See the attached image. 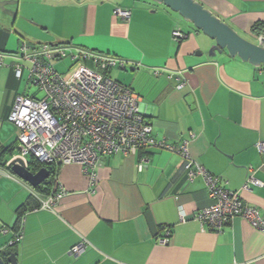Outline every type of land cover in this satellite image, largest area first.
<instances>
[{
  "label": "crops",
  "instance_id": "crops-1",
  "mask_svg": "<svg viewBox=\"0 0 264 264\" xmlns=\"http://www.w3.org/2000/svg\"><path fill=\"white\" fill-rule=\"evenodd\" d=\"M15 1L8 7L15 16H0V253H14L17 264H264V232L247 221L236 217L213 231L193 219L210 204L207 186L201 177L187 179L175 152L102 157L95 186L80 166L60 165L56 176L67 195L50 210H34L47 193L7 166L18 155L17 129L7 119L13 102L37 98L21 45H56L68 55L89 51L125 61L106 76L140 98L154 136L174 146L187 141L192 159L264 218V157L256 147L264 142V68L225 51L209 54L212 41L149 0ZM197 1L258 44L264 0ZM116 9L129 11V20L115 16ZM174 31L185 38L175 42ZM69 58L63 74L55 64L66 58L50 61L64 78L80 65ZM143 156L150 161L139 172ZM250 176L257 183L243 189ZM28 204L36 207L19 217ZM165 228L171 233L161 244ZM20 232L21 241L10 245ZM82 240L86 249L74 257L70 250Z\"/></svg>",
  "mask_w": 264,
  "mask_h": 264
},
{
  "label": "built area",
  "instance_id": "built-area-1",
  "mask_svg": "<svg viewBox=\"0 0 264 264\" xmlns=\"http://www.w3.org/2000/svg\"><path fill=\"white\" fill-rule=\"evenodd\" d=\"M114 15L125 21L130 18V12L123 9L114 10ZM184 38L181 32H173L175 42ZM257 42L264 47V32L257 37ZM19 50L21 58L30 64L28 80L42 92V98L17 96L13 102L7 119L17 129L18 155L12 160L19 158L28 168L27 157L30 156L42 163L50 175L60 165H78L95 186V166L102 157L133 156L145 149L172 151L182 158L187 179L192 181L201 177L207 186L210 204L193 215L201 227L219 231L238 217L264 232V218L257 208L244 205L236 192L225 189L217 177L192 159L187 141L174 146L157 139L151 123L140 111V98L103 74L111 68H124L125 61L83 50L68 55L67 49L56 45L31 48L23 44ZM67 57L77 59L80 65L64 78L50 61ZM85 63H90L91 68ZM14 71L15 77L19 78L21 68L17 66ZM256 147L264 157V142H259ZM149 161V157H141L137 170L143 171ZM56 175L57 171L52 176L46 199L34 210H50L67 195ZM248 183L257 182L250 176L243 189H247ZM181 219L184 221L186 217L181 214ZM164 232L165 237L159 240L161 244L168 241L171 230L165 228ZM21 239L22 232L15 235L10 245ZM86 246L87 242L82 240L71 248L70 254L78 257Z\"/></svg>",
  "mask_w": 264,
  "mask_h": 264
},
{
  "label": "water",
  "instance_id": "water-1",
  "mask_svg": "<svg viewBox=\"0 0 264 264\" xmlns=\"http://www.w3.org/2000/svg\"><path fill=\"white\" fill-rule=\"evenodd\" d=\"M149 1L176 13L183 21L191 24L212 41L213 46L210 48L209 54L214 55L215 52L225 51L231 58L237 57L241 62L264 68V47L241 37L233 28L197 0ZM16 2L15 0H0V13L13 18L15 12L8 7L16 4ZM8 167L13 174L33 188L43 184L50 175L45 167L35 173L31 172L19 158L12 160ZM0 264H17L16 255L10 253L5 258L0 256Z\"/></svg>",
  "mask_w": 264,
  "mask_h": 264
},
{
  "label": "trees",
  "instance_id": "trees-1",
  "mask_svg": "<svg viewBox=\"0 0 264 264\" xmlns=\"http://www.w3.org/2000/svg\"><path fill=\"white\" fill-rule=\"evenodd\" d=\"M256 28V25L255 27ZM263 32V31H262ZM259 34V33H258ZM109 71L107 70L106 72H104L103 74L106 76V74ZM42 167H44V165L42 163H39L38 161L34 160L32 158V161L30 162V164L28 165V169L35 173L37 172L39 169H41ZM56 173V171H51V175H49V178L40 186L36 187L35 190H39L43 193H48L50 191V186H51V180H52V176ZM34 198V196H32ZM37 204V203H36ZM36 204L32 206H30L29 204L27 205V207H24V209L20 212L19 217H21L22 215H24L25 212L30 211L32 208L36 207ZM11 247V246H10ZM10 249V248H9ZM9 254H4V253H0V256L5 258L7 257Z\"/></svg>",
  "mask_w": 264,
  "mask_h": 264
},
{
  "label": "rangeland",
  "instance_id": "rangeland-1",
  "mask_svg": "<svg viewBox=\"0 0 264 264\" xmlns=\"http://www.w3.org/2000/svg\"><path fill=\"white\" fill-rule=\"evenodd\" d=\"M147 1V0H146ZM150 5H155V4H153V3H151L150 1H147ZM13 11V10H12ZM0 16H2V17H4V19H9L6 15H3V14H1L0 13ZM26 22H28L29 23V21L28 20H26V19H24ZM66 59H68V60H66ZM64 61H61L60 63H56L55 65H56V70L59 72V73H61V74H63L67 69H68V67L71 65V62H70V58L68 57V58H66ZM111 71H119V67H117V68H113ZM113 73H115V72H112V74ZM112 78H113V75H112ZM31 88H32V91H34L35 93H36V96H37V98L36 99H40V98H42V92L41 91H38V89L36 88V87H34V86H32L31 85ZM27 161H28V163L30 164V162L32 161V158L30 157V156H28L27 157Z\"/></svg>",
  "mask_w": 264,
  "mask_h": 264
}]
</instances>
